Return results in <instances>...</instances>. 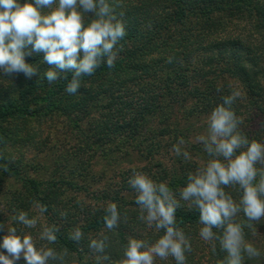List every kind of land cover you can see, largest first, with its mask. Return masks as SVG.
<instances>
[{"label": "trees", "instance_id": "1", "mask_svg": "<svg viewBox=\"0 0 264 264\" xmlns=\"http://www.w3.org/2000/svg\"><path fill=\"white\" fill-rule=\"evenodd\" d=\"M108 2L115 7L127 33L116 46L120 51L114 67L109 68L107 57H102L104 63L93 75L81 78L76 94H69L66 87L74 71L55 69L58 79L49 83L44 73L52 66L43 63V53L33 52L26 61L38 66L36 76H2L0 80V195L7 178L28 188L40 210L46 208L41 212L58 229L55 243L74 256L76 264L110 263L120 256L108 249L98 252L82 248L55 219L56 212L42 196L40 184L23 175L18 155L25 142L35 139L31 133L25 138L33 123L41 126L64 120L70 130L81 135L71 159L74 173L82 174L94 159L108 157L105 151L110 146L128 148L148 162L132 170L130 179L135 171H141L169 186L181 181L182 186L172 188L177 199L179 189L187 184L188 173L215 158L204 151L197 137L207 135V118L223 104L224 96L234 90L241 92L231 105L244 121L237 130L249 141L264 142V0ZM89 16L86 14V23ZM180 137L185 141L180 147L188 150L192 159H178V170L157 162L164 150L179 143ZM152 165L160 170L153 172ZM258 167H264V162ZM65 183L77 190L82 188L74 182ZM124 185L131 188L129 183ZM225 190L239 201L242 192L238 186ZM135 199L116 196L111 202L124 211H138ZM107 214L102 212L92 227L105 224ZM199 215L195 205L180 201L176 227L183 230L192 245V251L185 253L186 264H226L227 253L218 238L205 242L199 234H193L202 227ZM232 219L244 226L246 240L261 252L256 258L245 255L244 264H264V219L249 222L243 212ZM0 225L2 243L5 225L1 203ZM116 231L118 247L124 252L130 233L136 230L123 222ZM163 231L150 232L142 239L150 245ZM213 232L219 237L223 229L214 228ZM141 235L135 236L139 239ZM171 261L175 264L174 259Z\"/></svg>", "mask_w": 264, "mask_h": 264}, {"label": "clouds", "instance_id": "2", "mask_svg": "<svg viewBox=\"0 0 264 264\" xmlns=\"http://www.w3.org/2000/svg\"><path fill=\"white\" fill-rule=\"evenodd\" d=\"M86 14H90L87 23ZM126 34L123 21L117 18L115 7L108 0H0V75L23 74L31 79L39 68L28 63L26 56L43 53V63L52 66L44 73L47 81L52 83L58 79L55 69L73 70L74 76L66 92L76 94L81 78L93 75L104 63L102 57H107L109 68L115 66L120 51L116 46ZM240 96V91H232L208 116L207 135L198 136L197 142H202L204 151L215 158L188 173L186 186L179 189V199L166 181L157 182L147 173L134 172L129 185L138 192L135 199L140 206L138 218L148 228L154 225L158 232L164 231L150 245L144 239L129 238L121 264H155L157 258L160 261L172 258L175 264H186L185 253L192 251V245L183 230L176 227L180 201L198 208L202 225L199 236L205 242L219 239L227 253L226 264H244L245 255L248 258L261 256L246 240L244 226L232 219L240 212L249 222L264 219V167H258L264 162V142L249 141L237 130L244 121L231 105ZM184 143V138L180 137L171 151L191 160V153L180 147ZM229 186L239 187L242 192L239 201L226 192ZM44 210L46 208L41 209ZM106 211L105 226L112 230L118 226L120 212L115 203H110ZM17 219L29 228L36 225L35 218L29 219L25 212H20ZM214 228H222V235L217 237ZM56 231L58 229H45L41 239L54 243ZM82 235L77 228L71 238L79 241ZM89 248L102 252L104 241L92 240ZM0 249L4 250L0 251V264H17L21 258L25 264H47L49 258H55L51 248H37L31 235H18L15 227L8 229Z\"/></svg>", "mask_w": 264, "mask_h": 264}, {"label": "rangeland", "instance_id": "3", "mask_svg": "<svg viewBox=\"0 0 264 264\" xmlns=\"http://www.w3.org/2000/svg\"><path fill=\"white\" fill-rule=\"evenodd\" d=\"M1 77L2 75L0 80H2ZM154 127L151 125V130H154ZM29 133L35 135V139L32 142H25L21 154L18 155L21 171L24 176L40 184L42 196L53 207L56 212L55 219L66 232L72 236L77 228L82 231L83 235L79 240L82 248H89L92 240H103L104 249L120 256L116 259L117 261L110 263L105 261L104 264H121L124 252H121L118 247L116 230L123 222L136 230L135 233H130L129 238H137L140 234L142 235L138 237L139 239L143 236L147 238L150 232H156L154 225L148 228L145 222L138 218L140 210L124 211L120 207H118L120 221L116 228L109 230L105 224L101 227H92L97 218L101 217L102 212H107L108 205L112 203L111 198L124 196L127 199H134L138 195L136 189L125 187L124 184L129 183L132 170L148 165L146 159L128 148L110 146L105 151L108 157L94 159L93 164L85 167L82 174L79 171L74 173L72 165L74 162L71 159L79 146L81 135L70 130L66 121L55 120L41 126L33 123L25 133V138ZM181 156H176L169 148L164 150L162 159H158L157 162L178 170L180 167L178 159H183ZM151 170L157 172L160 169L152 165ZM6 181L0 195L5 235L8 234L10 227H15L18 235H31L37 248L43 250L51 248L54 251L55 258H49L47 264H76V258L65 252L55 242L50 243L46 239H41L45 229H55V226L41 212L30 190L13 178H7ZM65 182H74L82 188L77 190ZM180 182L176 180L170 187L178 188L182 186ZM20 212H25L29 219L35 218V227L29 228L20 222L17 219ZM171 260L173 259L160 261L157 258L155 264H172ZM17 264H25V261L21 258Z\"/></svg>", "mask_w": 264, "mask_h": 264}]
</instances>
